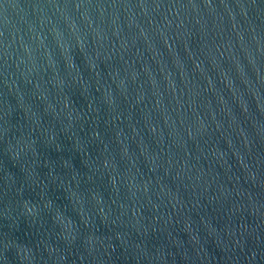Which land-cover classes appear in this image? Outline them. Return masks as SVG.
<instances>
[{
    "label": "water",
    "instance_id": "95a60500",
    "mask_svg": "<svg viewBox=\"0 0 264 264\" xmlns=\"http://www.w3.org/2000/svg\"><path fill=\"white\" fill-rule=\"evenodd\" d=\"M0 264H264V0H0Z\"/></svg>",
    "mask_w": 264,
    "mask_h": 264
}]
</instances>
